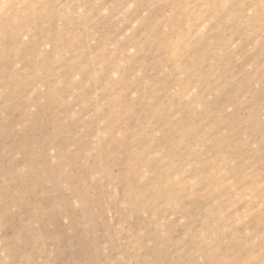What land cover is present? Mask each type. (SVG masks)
<instances>
[{
	"label": "rangeland",
	"instance_id": "1",
	"mask_svg": "<svg viewBox=\"0 0 264 264\" xmlns=\"http://www.w3.org/2000/svg\"><path fill=\"white\" fill-rule=\"evenodd\" d=\"M0 264H264V0H0Z\"/></svg>",
	"mask_w": 264,
	"mask_h": 264
},
{
	"label": "bare ground",
	"instance_id": "2",
	"mask_svg": "<svg viewBox=\"0 0 264 264\" xmlns=\"http://www.w3.org/2000/svg\"><path fill=\"white\" fill-rule=\"evenodd\" d=\"M175 190V189H174ZM171 191V190H170Z\"/></svg>",
	"mask_w": 264,
	"mask_h": 264
}]
</instances>
